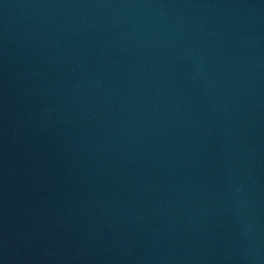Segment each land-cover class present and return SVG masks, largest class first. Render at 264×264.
<instances>
[{
	"label": "water",
	"instance_id": "water-1",
	"mask_svg": "<svg viewBox=\"0 0 264 264\" xmlns=\"http://www.w3.org/2000/svg\"><path fill=\"white\" fill-rule=\"evenodd\" d=\"M0 264H264V0H0Z\"/></svg>",
	"mask_w": 264,
	"mask_h": 264
}]
</instances>
